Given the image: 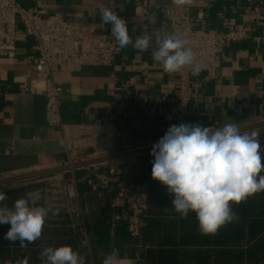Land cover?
Wrapping results in <instances>:
<instances>
[{
  "label": "crops",
  "instance_id": "obj_1",
  "mask_svg": "<svg viewBox=\"0 0 264 264\" xmlns=\"http://www.w3.org/2000/svg\"><path fill=\"white\" fill-rule=\"evenodd\" d=\"M166 1L172 3V0H19L26 8L80 14L84 21L96 23L97 31L106 33L111 25L102 23L99 9L107 6L126 21L133 39L145 34L152 38V45L144 52L131 45L120 49L115 42L116 56L110 65L55 67L52 78L62 88L60 112L64 123L112 124L115 151L120 152L151 146L171 125H177V75L164 72L152 59L156 38L168 33L161 12ZM189 3L190 21L195 27L222 32L243 21H249L252 26L248 38L221 48L214 78L207 79L204 73L191 76L197 88L189 103L188 123L216 130L227 123L236 122L242 126L264 121V0H252L251 4L248 0H190ZM247 8L249 13H246ZM4 30L14 34V45L8 55L0 53V179L52 168L64 161L57 142L59 130L49 127L44 120V98L16 93L18 83L27 82L35 74L32 41L19 24L6 25ZM150 153L115 161L123 167L117 185L123 186L127 181L132 185L133 172L152 163ZM106 168L105 165L89 166L62 173L70 174L75 180L84 221L92 211L104 206L105 195L114 193L118 187L89 190L86 179ZM27 181L15 184H41L27 194L43 189L40 181ZM11 184L2 185L0 189ZM39 195L33 198L27 195L26 199L33 206L59 209L58 215L50 212L45 223L59 230L62 222L69 221L71 229H76V217L68 210L70 200L52 198L45 204V199ZM163 210L168 211L166 207ZM67 232L66 229L63 238L68 236ZM129 240V244L112 247L106 254L99 248L94 249V253L102 261L111 255L114 264H143L145 245L140 240ZM82 247L91 253L90 240L88 246ZM13 250L8 247L1 261L10 262ZM25 250L32 254L29 249ZM86 264L95 263L90 258Z\"/></svg>",
  "mask_w": 264,
  "mask_h": 264
},
{
  "label": "built area",
  "instance_id": "obj_2",
  "mask_svg": "<svg viewBox=\"0 0 264 264\" xmlns=\"http://www.w3.org/2000/svg\"><path fill=\"white\" fill-rule=\"evenodd\" d=\"M252 0H248L251 4ZM191 3L176 6L165 2L161 12L165 18L168 34L177 36L188 42L195 53L194 64L200 65L207 79L215 77L219 65L221 48L230 43H238L249 37L251 23L243 21L229 26L222 32H214L195 27L190 21ZM249 8L246 13H249ZM21 25L23 33L31 39L35 52L33 63L34 77L27 82L18 83L16 93L19 95H40L44 98V120L49 127L59 130L58 145L64 154L61 165L111 155L115 151V129L106 122L66 124L60 112V96L62 88L52 78V70L58 66L110 65L116 56L115 39L109 32L97 31L94 22L84 21L80 14L48 13L36 8H26L19 0H0V53L8 55L14 45V34L4 30L6 25ZM158 66H162L158 63ZM176 106L177 125L188 123L191 109L190 101L196 95L197 82L192 79V67L186 66L176 72ZM131 149H125L128 151ZM104 171H98L93 177L86 179L90 191L99 186L114 187L123 167L117 162H107ZM113 193L111 205L120 207L113 214V219L122 220L129 236L139 237L145 227V216L148 209L147 195L144 191H130L117 185ZM67 199L71 201L68 210L76 217V226L80 230V245L88 246L89 236L83 223V210L78 201L75 180L67 190ZM0 264H10L2 262ZM260 264H264L260 263Z\"/></svg>",
  "mask_w": 264,
  "mask_h": 264
},
{
  "label": "clouds",
  "instance_id": "obj_3",
  "mask_svg": "<svg viewBox=\"0 0 264 264\" xmlns=\"http://www.w3.org/2000/svg\"><path fill=\"white\" fill-rule=\"evenodd\" d=\"M190 0H172L176 6ZM103 24L111 25V35L120 49L131 45L139 52L152 45L149 35L134 39L129 35L126 21L109 7L99 9ZM188 42L165 32L155 40L152 59L169 74L192 67V75L199 76L200 65L194 64L195 53ZM152 179L166 186L172 197L171 204L182 218L195 213L199 231L215 234L238 219L232 205H239L255 193L264 191L259 133L241 131L236 122L212 130L200 124L181 123L171 125L152 146ZM6 194L0 191V224H10L4 239L21 247L40 239L45 220L59 209L33 206L29 199L18 198L10 208L3 202ZM48 199L45 198V204ZM40 256L42 264H86V257L70 245L45 247ZM26 264V262H18ZM102 264H114L107 255Z\"/></svg>",
  "mask_w": 264,
  "mask_h": 264
},
{
  "label": "trees",
  "instance_id": "obj_4",
  "mask_svg": "<svg viewBox=\"0 0 264 264\" xmlns=\"http://www.w3.org/2000/svg\"><path fill=\"white\" fill-rule=\"evenodd\" d=\"M262 164H264V133L259 134ZM115 162V161H113ZM152 163L133 172L131 185L127 181L123 187L130 191H144L147 195L148 209L145 227L138 238L145 245L143 264H260L264 262V191L255 193L239 205H232L238 219L221 227L215 234H202L199 231L195 213L189 212L182 218L171 204L172 197L166 186L152 179ZM264 175V170L260 173ZM41 187L40 183H17L1 188L7 199L3 202L8 207L20 197L26 198L27 192ZM102 186H99L100 189ZM113 193L105 195V204L97 211H92L83 227L89 236L91 253L80 246V230L71 229L70 223L62 222L60 229L45 223L42 236L34 243L21 247L4 239L10 224H0V260L8 247L14 250L9 256L10 264H42L41 251L48 246L70 245L95 264H102L94 249L99 248L106 254L112 247L129 244L131 238L125 223L113 219V214L120 207L111 205ZM166 207L168 211H164ZM68 224V225H67ZM68 236L63 238L65 230ZM29 249L32 254H27Z\"/></svg>",
  "mask_w": 264,
  "mask_h": 264
},
{
  "label": "water",
  "instance_id": "obj_5",
  "mask_svg": "<svg viewBox=\"0 0 264 264\" xmlns=\"http://www.w3.org/2000/svg\"><path fill=\"white\" fill-rule=\"evenodd\" d=\"M239 127L242 132L264 128V121L256 122V123H252L248 125H242ZM152 146L153 145L138 148V149H132L128 151H121V152H117V153L103 156V157H98V158H93V159H89L85 161L76 162L71 165H58V166L48 168V169L37 170V171L28 172V173H22L18 175L9 176V177L0 179V186L11 184V183H16V182H22L26 180H31V179H36V178L49 176L53 174L68 172V171H72V170L79 169V168L95 166L98 164L107 163L111 161H117V160H121V159L128 158L134 155L142 154V153H148V152H151Z\"/></svg>",
  "mask_w": 264,
  "mask_h": 264
},
{
  "label": "rangeland",
  "instance_id": "obj_6",
  "mask_svg": "<svg viewBox=\"0 0 264 264\" xmlns=\"http://www.w3.org/2000/svg\"><path fill=\"white\" fill-rule=\"evenodd\" d=\"M246 132L249 134H251L252 132H258L259 134H262L264 133V128L255 129ZM67 175L68 174L58 173L33 180H28V181H40L43 184V189L41 191L33 192L32 194H26V195H29V197L33 198L40 193L39 196L42 197L43 199L45 198H47L48 200H51L52 198L66 199L67 190L69 189L72 183V176L70 174L68 176ZM27 197L28 196H26V198ZM0 263H2L1 260Z\"/></svg>",
  "mask_w": 264,
  "mask_h": 264
}]
</instances>
